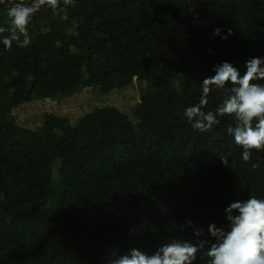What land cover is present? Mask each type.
<instances>
[{
  "label": "trees",
  "instance_id": "obj_1",
  "mask_svg": "<svg viewBox=\"0 0 264 264\" xmlns=\"http://www.w3.org/2000/svg\"><path fill=\"white\" fill-rule=\"evenodd\" d=\"M20 2L34 0L0 3V27ZM61 7L33 15L28 47L0 43V264H108L174 238L215 242L208 226L228 229L230 203L264 198V151L244 162L226 132L232 117L199 133L184 110L199 103L214 66L227 61L243 74L247 60L264 58V0ZM231 86H213L204 111L214 112ZM83 91L135 101L89 105L78 119L47 111L32 127L19 119ZM194 264L207 257L198 253Z\"/></svg>",
  "mask_w": 264,
  "mask_h": 264
},
{
  "label": "clouds",
  "instance_id": "obj_2",
  "mask_svg": "<svg viewBox=\"0 0 264 264\" xmlns=\"http://www.w3.org/2000/svg\"><path fill=\"white\" fill-rule=\"evenodd\" d=\"M74 3L75 0H63L64 6ZM43 6L49 7L54 15L64 12L61 0H34L31 5L20 2L8 8V26L0 27V43L5 50H11L14 43L18 48L30 45L28 26L33 15ZM61 18L66 20L68 17L65 13ZM232 34V30L228 29L221 39L226 40ZM214 35L220 36L221 29L216 28ZM245 68L242 74L227 61L214 66L215 75L202 81L199 103L187 107L184 117L199 133L212 131L220 123L218 117H232L234 125L228 126L226 132L232 142L243 150L242 160L247 163L253 150L264 151V84L254 82L264 81V58H250L245 62ZM229 83L232 86L215 111H204L213 86L224 88ZM220 158L224 166H229L226 157ZM252 167L258 165L253 164ZM225 216L227 230L215 223L208 226L215 242L174 238L151 253L130 248L110 259L108 264H194L198 253L207 257V264H264V198L249 195L243 201L232 202L225 208ZM187 223L192 227L191 221ZM203 231V228L194 229V235L200 237Z\"/></svg>",
  "mask_w": 264,
  "mask_h": 264
},
{
  "label": "rangeland",
  "instance_id": "obj_3",
  "mask_svg": "<svg viewBox=\"0 0 264 264\" xmlns=\"http://www.w3.org/2000/svg\"><path fill=\"white\" fill-rule=\"evenodd\" d=\"M131 92V91H130ZM121 94H113L110 96H104L101 100L96 97L91 91H83L82 93L74 96L71 99L60 101V103H52L50 101L40 102L37 105H33L27 108L23 113L18 112L19 119L24 121L25 125L31 126L32 123H37L35 126L40 124L39 118L44 112L56 111L61 112L64 115H69L70 118L78 119L84 113L90 109L89 105H101L102 103H111L120 106H128V102L134 104L135 100H129L127 97H122ZM75 110V111H74ZM17 115V116H18Z\"/></svg>",
  "mask_w": 264,
  "mask_h": 264
},
{
  "label": "built area",
  "instance_id": "obj_4",
  "mask_svg": "<svg viewBox=\"0 0 264 264\" xmlns=\"http://www.w3.org/2000/svg\"><path fill=\"white\" fill-rule=\"evenodd\" d=\"M6 0H0V3H2V2H5ZM8 1H12V0H8Z\"/></svg>",
  "mask_w": 264,
  "mask_h": 264
}]
</instances>
